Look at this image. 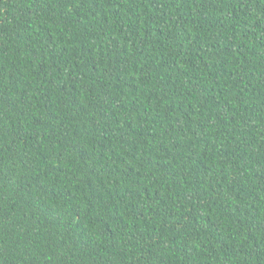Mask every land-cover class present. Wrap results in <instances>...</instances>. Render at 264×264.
Returning <instances> with one entry per match:
<instances>
[{"label":"trees","instance_id":"obj_1","mask_svg":"<svg viewBox=\"0 0 264 264\" xmlns=\"http://www.w3.org/2000/svg\"><path fill=\"white\" fill-rule=\"evenodd\" d=\"M0 264H264V0H0Z\"/></svg>","mask_w":264,"mask_h":264}]
</instances>
